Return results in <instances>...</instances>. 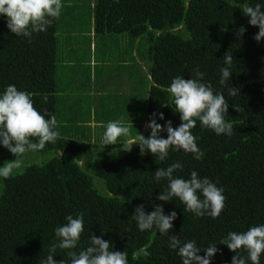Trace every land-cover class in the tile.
I'll return each instance as SVG.
<instances>
[{
	"label": "trees",
	"instance_id": "obj_1",
	"mask_svg": "<svg viewBox=\"0 0 264 264\" xmlns=\"http://www.w3.org/2000/svg\"><path fill=\"white\" fill-rule=\"evenodd\" d=\"M256 3L264 5V0H95L93 29L74 35L71 29L78 19L72 17L65 31L60 16L46 33H34L31 43L11 33L7 18L0 17V93L9 85L32 93L34 107L41 114L47 109L57 122L61 115L59 95L72 83V79L67 81L69 76L62 78L63 73H69L67 58L72 57L60 56L58 36L64 29L67 54L76 49L74 46L81 47L92 40L89 30L99 36L122 35L123 39L128 34L132 43L147 36L149 48L141 43L130 45L128 50L136 49L141 56L138 61L146 56L142 63L148 62V122L154 112H162L165 119L157 117L161 126L167 121H172L174 128L180 125L167 88L177 76L191 79L193 70L199 67L206 74L204 82H210L215 93L222 92L229 102L225 120L233 124L231 136H217L202 129L197 121L193 134L204 153L202 161L183 151H170L166 160L159 161L151 153L141 156L139 146L131 152L120 151L118 141L109 147L108 154L90 161L88 170L83 169L82 161L97 145L72 139L67 135L70 126H65L67 136L59 135L55 143L36 152L48 157L46 161L34 162L23 173L3 179L0 264H38L55 240V229L67 222L68 215L75 218L80 212L84 213V232L76 251L86 248L94 233L109 241L113 250L127 251L129 264H182L177 252L169 249L166 236L141 232L130 220L139 205H144L146 213L154 211V206H163L165 215L176 211L177 219L169 235H180L182 242L195 240L201 256L215 243L220 251L212 264H232L234 253L219 241L231 231L244 232L264 224V42L258 44L253 39L259 29L249 24L250 18L242 10ZM242 26L247 31L238 39L234 29ZM229 50L233 55L232 76L227 86H222L219 68L225 66L222 60ZM136 65L135 62L127 69ZM232 86L240 89L235 97L228 94ZM76 89L88 90L81 82ZM44 93L49 94L47 104L43 103ZM65 98L70 104L79 99L74 100L72 91ZM82 107L81 111L87 106ZM138 132L145 138L150 136V129L142 131L141 126L132 136ZM161 135L167 139L166 131ZM15 158L0 144L1 167ZM177 161L183 168L174 175L189 179L195 170L201 178L207 177L223 188L226 206L218 218L196 217L186 212L178 199L167 203L156 199L167 181L156 182L152 173ZM94 178L99 180L96 184ZM141 247L151 255H140ZM54 259L58 264L62 259L70 264L65 251L59 249Z\"/></svg>",
	"mask_w": 264,
	"mask_h": 264
},
{
	"label": "clouds",
	"instance_id": "obj_2",
	"mask_svg": "<svg viewBox=\"0 0 264 264\" xmlns=\"http://www.w3.org/2000/svg\"><path fill=\"white\" fill-rule=\"evenodd\" d=\"M62 8V0H0V17L7 18V28L11 33L16 37L27 38L31 43L34 33H46L53 22L60 18ZM242 10L250 18L249 24L259 29L253 39L258 44L264 42V5L256 3L254 7L245 6ZM246 31L243 26L234 29L238 39H242ZM222 61L225 66L219 68V83L227 86L232 76L231 50L225 53ZM205 75L197 67L193 70L191 79L177 76L167 88L174 106L172 108L180 116L181 123L178 127L174 128L172 121L161 126L157 117L164 120V114L154 112L145 124V128L150 129V136L145 138L138 132L133 137L131 125L124 123L121 118L107 123L101 143L104 146H115L120 141V151L124 152H131L134 146H139L141 156L151 153L159 161L166 160L170 151H183L186 155L191 154L193 159L202 161L204 153L197 146V137L193 134L197 121L202 129L211 130L217 136L233 134V124L225 120L229 102L222 92L215 93L210 82H204ZM238 92L240 89L233 86L228 89V94L232 97ZM42 98L43 103L47 104L49 94H42ZM233 108L238 111L235 105ZM57 128L58 122L53 113L45 109L41 114L34 107L32 93L18 90L15 85L7 86L0 93V144L16 158L6 161L0 167V178L7 180L13 177L22 168L26 153L42 151L47 144L55 143L60 135ZM165 131L167 139L161 135ZM182 168L183 165L177 161L166 168L159 167L152 173L156 182L167 181L166 187L156 199L165 203L178 199L184 210L196 217L218 218L226 206L223 188L217 187L207 177L201 178L195 170L191 172L189 179L174 175ZM65 219L67 222L55 229V240L49 245L47 255L41 257L38 264H58L54 259L58 249L65 251L70 258V264H129L127 251L113 250L109 241L94 233L90 237L89 245L76 251L84 232V213H78L75 218L68 215ZM176 219L177 212L172 211L165 215L163 206H154V211L146 213L144 205H139L130 216L139 231H152L153 234L166 236L169 249L177 252L182 264H212V259L220 251L217 244H210L203 250L205 255L201 256L202 251L195 240L182 242L180 235H169ZM219 244L227 246L234 253L232 264H261V256L264 255V224L252 226L244 232L231 231ZM139 254L144 257L151 255L146 247H141ZM136 255L134 253L133 258ZM59 264L68 262L62 259Z\"/></svg>",
	"mask_w": 264,
	"mask_h": 264
},
{
	"label": "rangeland",
	"instance_id": "obj_3",
	"mask_svg": "<svg viewBox=\"0 0 264 264\" xmlns=\"http://www.w3.org/2000/svg\"><path fill=\"white\" fill-rule=\"evenodd\" d=\"M67 0H62L63 3V8H62V13H61V18L64 21V28L65 31L68 30V24H69V20L74 17L78 19V23L77 25H73L72 29H71V33L76 35L77 32H80L82 30H88L90 28V20H91V13L93 16V6H90L88 4L90 3H95V0H68L72 5H69L68 3H66ZM84 4L82 5V7L80 9H76V8H68L67 10L65 9L66 6H74L77 7L78 5H81V3ZM77 4V5H76ZM88 5V6H85ZM74 14V15H70V14ZM70 28V27H69ZM64 29H61L59 33V38H60V56L63 57V59H65L68 55L70 56L72 53H68L66 52L67 50V44L65 43L66 38L65 37V32ZM125 37H129L128 34H124ZM68 36V35H66ZM118 35H114V34H110V35H103L97 38V44L99 46V50H98V55H100V46L102 42L106 43V46L109 47V58L111 59V65L114 64H118L117 60L120 57H124L125 54L128 53V48L126 50H121V47L118 45V42L114 41V39L117 37ZM139 41L143 44V47L146 48L148 46L149 48V41L147 39V36L142 37L141 39H139ZM86 50V48L84 46L74 49L73 52H80V53H84V51ZM88 56V51L85 54H81V55H76L75 56V60H83L84 58H86ZM145 57L142 59L143 62L145 60ZM137 60V59H136ZM113 61V62H112ZM148 62H144V64H147ZM132 72H137L134 69L129 70L127 69L126 71H124L123 73L119 74L118 76H120L119 78H117L116 80H112V78H114V76L110 79L112 80V82L109 84V86L106 88L103 85V88H101V94H102V99L105 97V95L109 98V101L111 102V104L115 101H118L116 104H114V108H112L111 106L109 107V115H108V120L107 121H117L120 120L121 118L123 119L124 123H128L131 125V127L133 126V124L137 127L139 122H143V119H137L135 117V115L137 114V110L134 111L132 117L131 113L132 111L135 109V106H138V110L145 112V110L147 111L148 107H146V102H147V93H146V88H147V84H146V78H144V80L141 82V84L139 85L138 89L135 90L134 89V85H135V80H132L133 74ZM74 74H76L75 71V67L74 69H70L69 73H63L62 78L65 76H69V78H67V81H71L72 77L74 76ZM109 79V77H108ZM77 82H81V84H83V80L81 79V81L79 79H76V81L74 83ZM120 86L123 85V88H119L116 86ZM71 86V87H70ZM72 88V89H71ZM76 88H73V84L71 83V85H68L67 87H65V89H63L62 92H65L63 95L60 94L61 96H59V108H60V114L62 115H70V111L68 110V105L70 103V100L68 101L67 98H65V94H69L70 91H74ZM82 90V89H80ZM125 90H128L129 92L126 93ZM118 98V99H116ZM91 100V99H90ZM92 102V100H91ZM89 103V101L84 98L83 100H81L78 105L81 107L84 104ZM113 109V110H112ZM107 111V109H106ZM83 111H81L82 113ZM103 112V110H102ZM106 125L107 123H104L103 125L100 124H92V125H81L78 127H71V129H76V128H80L81 131H84V136H80V139H91V140H87L84 142H91L94 145H97V147L91 152L90 155H88V157H86L85 160L82 161V167L85 170H88L89 167V162L94 160L96 157H100L103 156L104 154H108L110 151L109 147L112 146H104L101 141H102V136L104 131L106 130ZM59 126V124H58ZM90 132H93L94 135H89ZM67 136V135H66ZM79 137V136H78ZM120 142V141H119ZM118 144V143H117ZM41 160H40V158ZM35 158H39L38 161H35ZM48 159V157H43L40 154L36 153V152H29L26 153L24 158H23V166L21 169L17 170L15 174H20L23 173L26 169L27 166L33 164L34 162H39L42 163L44 161H46ZM84 163V165H83ZM1 167V166H0ZM97 179L94 178V183H97ZM2 187H3V179L0 178V194L2 193ZM101 192V191H100ZM103 193V192H101ZM104 194V193H103Z\"/></svg>",
	"mask_w": 264,
	"mask_h": 264
},
{
	"label": "crops",
	"instance_id": "obj_4",
	"mask_svg": "<svg viewBox=\"0 0 264 264\" xmlns=\"http://www.w3.org/2000/svg\"><path fill=\"white\" fill-rule=\"evenodd\" d=\"M66 3H68L69 5H72L68 0L66 1ZM84 4L81 3V5H78L77 7L74 6H66L65 9L68 8H76V9H80L82 7V5ZM77 5V4H76ZM90 6L95 5V3H90ZM93 16L91 13V20H90V28L93 25ZM93 29V28H91ZM89 34L92 38V40L89 41L88 44L84 45V47L86 48V50L84 51V53H80V52H72V57L71 58H67V68L70 72V69H74L75 67V71L76 74H74V76L72 77V84L74 85L75 88L78 87L79 82L74 83L76 81V79H79L81 81V79L83 80L84 85H86V88L88 90H79V89H75L72 94L74 95V100H76L77 98L78 101L76 104H70L68 105V110L70 111V115H60V119L58 120V132L60 133V136L63 137L66 136L65 132H64V127L65 126H70L69 130H68V134L69 136L72 137V139H78L80 138V136H84V131H81L80 128H76V129H71V127H78L81 125H92V124H100L103 125L104 123H108V115H109V110H110V106L112 108H114V104H116L118 101H115L111 104V102L109 101V98L105 95V97L102 99V94H101V88L104 87H108L109 84L112 82V80H116L117 78H119L120 76H118L119 74L123 73L124 71L127 70V67H133V63H137L136 67H134V70L137 72H132L133 77L132 80H135V85H134V89L137 90L139 85L141 84V82L144 80V78L147 77L146 79V84H147V88H146V93L148 92V88H150L149 85V80H150V76H149V69L148 67L138 61L140 59V55L139 52L136 49H132V50H128V53L124 55V57H120L117 60L116 65L112 64L111 65V59L109 58V47L106 46V43L102 42L100 43V55H98V50H99V46L96 43L97 42V38L100 37L99 35H96L94 33V30H92V32H90L89 30ZM59 38V36H58ZM115 43L116 41L118 42V45L121 47V50H126L127 48L130 47V45L135 44V45H139L141 44V42L138 40H136L135 43H132L133 41L131 40L130 37H126L125 39L122 38V35H118L115 39H114ZM76 49L80 48L78 46H74ZM82 47V46H81ZM127 47V48H126ZM88 51V56L86 58H84L83 60H75V56L81 55V54H85ZM137 59V60H135ZM113 62V61H112ZM68 70L66 69V72H68ZM114 76V78H112ZM109 77V79H108ZM112 78V80H110ZM142 80V81H141ZM119 88H123V85H116ZM126 93H128V90H125ZM147 95V94H146ZM61 96V95H59ZM84 98H86L89 103L85 104L87 107L85 108V110H83L82 113H80V111L83 109V107L79 106L78 103L83 100ZM92 102H91V100ZM118 99V98H116ZM107 109V111H106ZM103 110V112H102ZM113 110V109H112ZM137 110V114L135 115V117L137 119H143V122H139L138 126L136 127L134 124L131 127V133L132 135L137 133V128L139 126L142 127V131L145 130V124L148 123V110L145 112H142L140 110H138V106H135V109L132 111L131 116L133 115L134 111ZM100 111V114H99ZM115 121V120H114ZM128 124V123H127ZM130 125V124H128ZM89 135H94L93 132H90ZM79 136V137H78ZM135 137V136H133ZM81 140H91V139H81Z\"/></svg>",
	"mask_w": 264,
	"mask_h": 264
}]
</instances>
